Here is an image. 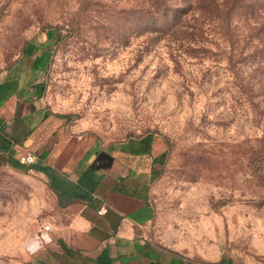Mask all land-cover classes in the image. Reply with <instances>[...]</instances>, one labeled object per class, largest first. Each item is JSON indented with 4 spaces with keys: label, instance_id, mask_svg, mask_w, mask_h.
Instances as JSON below:
<instances>
[{
    "label": "rangeland",
    "instance_id": "rangeland-1",
    "mask_svg": "<svg viewBox=\"0 0 264 264\" xmlns=\"http://www.w3.org/2000/svg\"><path fill=\"white\" fill-rule=\"evenodd\" d=\"M147 3L0 0V68L39 55L55 109L102 146L164 142L151 204L166 245L194 264L220 254L264 264V65L231 67L216 26L194 27L196 0H164L170 22L189 8L194 28L179 30L154 26ZM46 190L25 169L0 168V264H40Z\"/></svg>",
    "mask_w": 264,
    "mask_h": 264
},
{
    "label": "crops",
    "instance_id": "crops-1",
    "mask_svg": "<svg viewBox=\"0 0 264 264\" xmlns=\"http://www.w3.org/2000/svg\"><path fill=\"white\" fill-rule=\"evenodd\" d=\"M43 66L37 55L0 68V168L27 169L16 161L29 151L36 156L31 166L47 167L74 186L92 170L96 185L88 199L59 206L47 177L27 170L52 197L45 205L50 231L39 234L40 264H194L154 231L151 199L166 163L164 142L146 134L102 146L55 109Z\"/></svg>",
    "mask_w": 264,
    "mask_h": 264
},
{
    "label": "trees",
    "instance_id": "trees-1",
    "mask_svg": "<svg viewBox=\"0 0 264 264\" xmlns=\"http://www.w3.org/2000/svg\"><path fill=\"white\" fill-rule=\"evenodd\" d=\"M147 10L152 13H157L156 17L152 16V24L154 26L171 27L170 30L191 28L197 24L199 28L207 26H216L218 39L229 50L227 59L228 64L234 67L235 63H244L243 65L257 66L264 65V0H254L247 2L246 0H196V5L192 14V19L195 22L194 27L188 26L183 17L187 14L189 8L181 9L177 12L172 22L168 21L169 11L164 0H148ZM190 7V6H189ZM161 8L163 11H161ZM261 9L263 14L256 16L257 10ZM163 13L161 15V12ZM239 14V22L245 26L246 33H238L235 31L233 18L235 13ZM234 29V30H232ZM234 31V32H232ZM28 56L31 52L27 53ZM237 58L234 61V58ZM40 63V60H36ZM260 154V155H259ZM256 158H261L262 153H259ZM264 161V157L261 158ZM25 170H35L43 173L49 180V188L55 192L59 206L72 200H86L89 193L94 190L96 182L92 177V170H87L78 180L77 185H71L65 182L61 177L53 173L47 167L30 166ZM92 179V183L88 180ZM103 255L98 258L101 262ZM103 262V261H102ZM207 264H232L231 259L220 254L219 259L213 263Z\"/></svg>",
    "mask_w": 264,
    "mask_h": 264
},
{
    "label": "built area",
    "instance_id": "built-area-1",
    "mask_svg": "<svg viewBox=\"0 0 264 264\" xmlns=\"http://www.w3.org/2000/svg\"><path fill=\"white\" fill-rule=\"evenodd\" d=\"M19 165L29 167L33 165L36 162V156L29 152V151H23L18 157L17 161ZM106 212L105 207H101L98 211L99 214H104ZM43 231L48 232L50 231V225L45 224L43 226Z\"/></svg>",
    "mask_w": 264,
    "mask_h": 264
}]
</instances>
